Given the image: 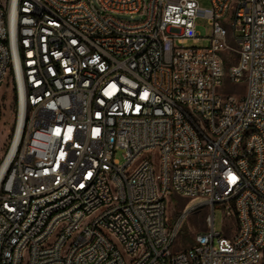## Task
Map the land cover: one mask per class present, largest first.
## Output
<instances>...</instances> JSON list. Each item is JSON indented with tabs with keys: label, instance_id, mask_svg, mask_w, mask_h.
Returning a JSON list of instances; mask_svg holds the SVG:
<instances>
[{
	"label": "built area",
	"instance_id": "1",
	"mask_svg": "<svg viewBox=\"0 0 264 264\" xmlns=\"http://www.w3.org/2000/svg\"><path fill=\"white\" fill-rule=\"evenodd\" d=\"M7 75L0 264H264V0H0ZM193 201L206 228L174 251Z\"/></svg>",
	"mask_w": 264,
	"mask_h": 264
},
{
	"label": "rangeland",
	"instance_id": "2",
	"mask_svg": "<svg viewBox=\"0 0 264 264\" xmlns=\"http://www.w3.org/2000/svg\"><path fill=\"white\" fill-rule=\"evenodd\" d=\"M200 6H209V0H197ZM124 19L133 20L129 16H123ZM135 18V17H134ZM196 30L200 36L205 37L210 34L211 27L207 24V21L202 18L196 20ZM235 36L239 35L238 31L234 32ZM207 44L205 39H200L196 43L189 45H194L196 47H202ZM226 64L225 70H228L229 65L233 64L237 60V55L232 51L225 52ZM224 88L226 91L233 92L237 95L244 93L245 84L242 82L235 83L229 80L225 81ZM17 109L14 101V94L12 83L7 75L0 86V162L5 156L11 140L13 138L14 127L16 124ZM122 150H117L115 152V158L120 162L122 159ZM193 201L194 210L182 221L178 235L176 237L173 250H181L188 248L194 240L196 234L202 232L206 228V215L208 213V208L202 204ZM187 203V200L171 195L166 201V217L169 223L172 224L178 218L180 210ZM235 216L231 214L230 216H223V213L219 208L214 210L213 226L214 231H223L225 236L233 235L235 231Z\"/></svg>",
	"mask_w": 264,
	"mask_h": 264
},
{
	"label": "bare ground",
	"instance_id": "3",
	"mask_svg": "<svg viewBox=\"0 0 264 264\" xmlns=\"http://www.w3.org/2000/svg\"><path fill=\"white\" fill-rule=\"evenodd\" d=\"M16 142H17V136L15 137V139H14V141H13V143H12V146H11L10 152H9V154H8V156H7V159H6V161H5V163H4L3 166H5V164H6L7 160H8V158H9V156L11 155V153H12V151H13L15 145H16ZM2 168H3V167H2Z\"/></svg>",
	"mask_w": 264,
	"mask_h": 264
},
{
	"label": "trees",
	"instance_id": "4",
	"mask_svg": "<svg viewBox=\"0 0 264 264\" xmlns=\"http://www.w3.org/2000/svg\"><path fill=\"white\" fill-rule=\"evenodd\" d=\"M14 101H15V98H14Z\"/></svg>",
	"mask_w": 264,
	"mask_h": 264
}]
</instances>
